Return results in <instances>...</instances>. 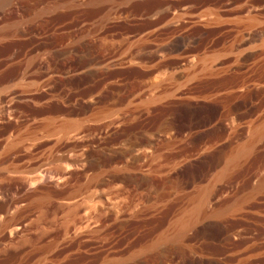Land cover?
I'll list each match as a JSON object with an SVG mask.
<instances>
[{
    "label": "rangeland",
    "instance_id": "rangeland-1",
    "mask_svg": "<svg viewBox=\"0 0 264 264\" xmlns=\"http://www.w3.org/2000/svg\"><path fill=\"white\" fill-rule=\"evenodd\" d=\"M0 264H264V0H0Z\"/></svg>",
    "mask_w": 264,
    "mask_h": 264
},
{
    "label": "bare ground",
    "instance_id": "bare-ground-1",
    "mask_svg": "<svg viewBox=\"0 0 264 264\" xmlns=\"http://www.w3.org/2000/svg\"><path fill=\"white\" fill-rule=\"evenodd\" d=\"M214 17H215V16H214ZM215 18H216V17H215ZM202 19H203V18H202ZM209 19H210V18H209ZM212 20H213V19H212ZM248 33H249V32H248ZM252 34H253V32H252ZM251 36H252V35H251ZM251 36H250V37H251ZM247 41H248V40H247ZM245 43H246V42H245ZM44 174H46V173H44Z\"/></svg>",
    "mask_w": 264,
    "mask_h": 264
}]
</instances>
